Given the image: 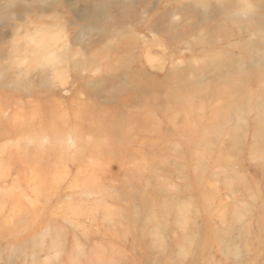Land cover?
Masks as SVG:
<instances>
[{
  "label": "rangeland",
  "instance_id": "374dc122",
  "mask_svg": "<svg viewBox=\"0 0 264 264\" xmlns=\"http://www.w3.org/2000/svg\"><path fill=\"white\" fill-rule=\"evenodd\" d=\"M0 264H264V0H0Z\"/></svg>",
  "mask_w": 264,
  "mask_h": 264
}]
</instances>
